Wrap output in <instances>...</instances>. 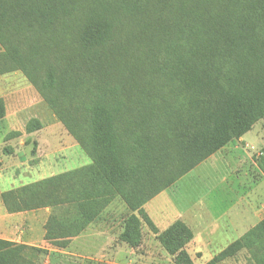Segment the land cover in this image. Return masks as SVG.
<instances>
[{
    "label": "trees",
    "instance_id": "16d2710c",
    "mask_svg": "<svg viewBox=\"0 0 264 264\" xmlns=\"http://www.w3.org/2000/svg\"><path fill=\"white\" fill-rule=\"evenodd\" d=\"M17 71L91 164L3 193L8 213L75 208L46 224L62 246L115 199L152 225L147 203L264 119V0H0V76ZM192 239L181 221L159 236L176 264ZM243 249L264 264V219L207 264ZM35 252L0 239V264Z\"/></svg>",
    "mask_w": 264,
    "mask_h": 264
},
{
    "label": "rangeland",
    "instance_id": "374dc122",
    "mask_svg": "<svg viewBox=\"0 0 264 264\" xmlns=\"http://www.w3.org/2000/svg\"><path fill=\"white\" fill-rule=\"evenodd\" d=\"M0 98L6 108L0 121L1 211L3 192L80 169L91 159L20 71L0 76ZM32 121L40 126L34 129L33 123L29 131ZM243 137L159 194L163 207L147 208V203L144 211L148 217V210L153 213L152 225L116 199L66 246L45 240V227L51 217L58 222L75 220V208L72 213L63 207L24 212V217L12 220V240L38 249L33 257L39 264H176L159 236L181 221L193 233L184 251L194 264H207L264 219V172L259 166L264 119ZM133 215L140 219V236L123 241ZM6 229L7 223H0V230ZM219 264L255 262L243 249Z\"/></svg>",
    "mask_w": 264,
    "mask_h": 264
},
{
    "label": "crops",
    "instance_id": "0c3cea01",
    "mask_svg": "<svg viewBox=\"0 0 264 264\" xmlns=\"http://www.w3.org/2000/svg\"><path fill=\"white\" fill-rule=\"evenodd\" d=\"M245 140V137H243V138H241L240 139V141L242 142V141H244ZM239 141V142H240ZM214 156V155H213ZM88 166V165H87ZM85 167V166H84ZM6 192V191H5ZM5 192H3V193H5ZM2 193V194H3ZM2 196V195H1ZM160 196H162V195H160ZM159 196H157V197H155L153 200H151L148 204H147V208H148V206H152V204H153V207L155 206V208L156 207H163V202H165V200L164 201H159V198H158ZM158 198V199H157ZM116 200V199H115ZM114 200V201H115ZM113 201V202H114ZM112 204V203H111ZM110 204V205H111ZM3 206H4V204H3ZM109 207V206H108ZM264 208V207H263ZM157 209V208H156ZM149 211V217H151V219L153 220L154 219V217H153V213L151 214V211L150 210H148ZM0 212H2L1 214H0V223L1 224H6L7 223V229L6 230H0V239L1 240H4V241H9V242H18V243H20V241H13L12 240V232H11V228H14L15 226L12 224V223H14V222H12V220H13V218H20V216H21V218L22 217H24V212H21V213H16V214H9L8 213V211L6 210V208L5 207H2L1 208V211ZM4 212V213H3ZM13 226H12V225ZM46 232V231H45ZM46 234V233H45ZM14 237V236H13ZM44 238H45V236H44ZM17 243V244H18ZM21 245H25L26 243H20ZM27 246H29V245H27ZM31 247V246H30Z\"/></svg>",
    "mask_w": 264,
    "mask_h": 264
}]
</instances>
